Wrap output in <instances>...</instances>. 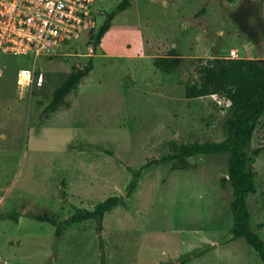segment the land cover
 <instances>
[{
  "label": "rangeland",
  "instance_id": "374dc122",
  "mask_svg": "<svg viewBox=\"0 0 264 264\" xmlns=\"http://www.w3.org/2000/svg\"><path fill=\"white\" fill-rule=\"evenodd\" d=\"M119 1L95 0V25L53 57L0 53V214L20 212L18 220L0 217V264H263L244 237L220 242L233 220L229 182L221 185L226 154L189 156L186 169L145 165L169 154L170 141L226 136L227 99L187 97L184 84L196 76L197 57L231 56L234 48L264 59L261 0H131L94 42L90 33ZM172 52L184 64L169 76L153 58ZM89 64L66 102L48 109L53 88ZM21 67L33 71L28 88L17 83ZM253 148L257 189L247 202L251 228L264 239V113ZM110 195L123 200L100 231L88 219L57 237L55 225L29 215L47 210L64 219Z\"/></svg>",
  "mask_w": 264,
  "mask_h": 264
},
{
  "label": "trees",
  "instance_id": "16d2710c",
  "mask_svg": "<svg viewBox=\"0 0 264 264\" xmlns=\"http://www.w3.org/2000/svg\"><path fill=\"white\" fill-rule=\"evenodd\" d=\"M228 1L232 2L233 0ZM261 2L264 17V0H261ZM130 3L131 0H120L113 10L105 14L97 31L90 33V37L94 42L101 40L110 28L116 13L125 9ZM174 54L175 52L170 55L154 56L153 63L156 68L166 75L177 74L180 65L184 63L181 62L180 64ZM193 61L196 76L185 81V96L197 97L217 93L229 99L231 104L228 106V116L224 123L226 136L218 141H170L168 145L171 152L169 154L162 155L159 158L151 157L145 165L172 161L173 167L186 169L190 167L189 156L204 153L226 154L228 170L227 175L221 177V185L225 187L229 182L232 193L230 208L233 220L229 231L221 237L220 242L227 243L238 237H244L258 253L264 264V239L251 228V213L247 202L249 194L256 192L257 189V170L254 162L256 155L259 153V148L248 150V144L252 139L260 117L264 113V59L253 56L231 57L228 55L197 57ZM91 68V64L72 68L53 88L47 108L56 110L65 103L67 95L78 87ZM140 170L141 168L133 169V177L127 186L128 193L136 185ZM122 200L123 198L119 195H110L97 202L91 209L75 206L74 211L64 219H59L54 212L47 210L32 211L29 212V215L37 220L47 221L55 225V235L57 237L62 234L66 225L88 219L97 220L99 223L97 230L100 231L104 215ZM19 214V210L13 208L2 212L0 217L18 220ZM259 225L263 226L264 222ZM101 248L104 249L102 239ZM102 254H104L103 251ZM188 257H190L189 253L183 254L179 262H184Z\"/></svg>",
  "mask_w": 264,
  "mask_h": 264
},
{
  "label": "built area",
  "instance_id": "2783aa9c",
  "mask_svg": "<svg viewBox=\"0 0 264 264\" xmlns=\"http://www.w3.org/2000/svg\"><path fill=\"white\" fill-rule=\"evenodd\" d=\"M94 2L0 0V53L53 57L63 44L78 37L85 28L95 25L98 10ZM230 52L231 57H238L236 49L232 48ZM32 78L31 68L18 69L17 83L23 88H28ZM226 103L229 106L231 101L227 99Z\"/></svg>",
  "mask_w": 264,
  "mask_h": 264
}]
</instances>
